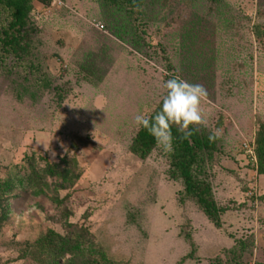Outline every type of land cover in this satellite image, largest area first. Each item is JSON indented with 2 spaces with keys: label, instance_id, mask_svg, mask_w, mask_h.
Wrapping results in <instances>:
<instances>
[{
  "label": "rangeland",
  "instance_id": "obj_1",
  "mask_svg": "<svg viewBox=\"0 0 264 264\" xmlns=\"http://www.w3.org/2000/svg\"><path fill=\"white\" fill-rule=\"evenodd\" d=\"M30 7V60L36 81L44 75L50 86L21 70L0 75V179L23 173L27 160L40 169L64 157L78 177L68 189L47 177L42 190L4 198L0 264H36L23 257L28 246L81 227L114 264H264V176L254 149L264 123V0ZM165 72L205 88L197 127L222 130L205 161L223 209L219 228L193 202H179L170 150L158 145L144 160L130 151L134 117L159 106Z\"/></svg>",
  "mask_w": 264,
  "mask_h": 264
},
{
  "label": "trees",
  "instance_id": "obj_2",
  "mask_svg": "<svg viewBox=\"0 0 264 264\" xmlns=\"http://www.w3.org/2000/svg\"><path fill=\"white\" fill-rule=\"evenodd\" d=\"M106 1L112 5L142 7V0ZM30 10V0H0V75L10 77L14 70L15 72L21 70L24 80L34 78L36 81V74L40 73L39 67L30 60V48L36 32L30 20ZM37 81L41 84L45 83L46 88L50 86L44 75L37 78ZM158 109L159 106L155 111ZM210 134V131L196 127L189 139H183V133L173 126L168 175L171 180L182 184L183 190L179 202H193L200 212L219 228L223 209L215 203L211 184L205 175V161L218 149V140L209 142ZM158 145L146 131L137 128L130 151L137 158L144 160ZM254 149L257 173L264 176V123L262 122L258 123ZM75 165L73 161L71 163L64 157L58 163L46 164L38 169L33 161L27 160V167L22 171L23 173L17 170L13 178L0 179V204L16 189L46 188L47 177L60 179L64 186L62 189L70 188L78 177ZM93 240L91 233L82 227L63 235L48 231L26 248L23 257H29L36 264H114Z\"/></svg>",
  "mask_w": 264,
  "mask_h": 264
},
{
  "label": "clouds",
  "instance_id": "obj_3",
  "mask_svg": "<svg viewBox=\"0 0 264 264\" xmlns=\"http://www.w3.org/2000/svg\"><path fill=\"white\" fill-rule=\"evenodd\" d=\"M168 78L163 81L164 95L159 109L150 116L138 113L134 125L146 131L165 150L172 147V127L189 139L197 126L205 124L201 111L202 102H207V92L200 84L189 83L179 75L165 72ZM222 130L217 128L209 136V142L218 140Z\"/></svg>",
  "mask_w": 264,
  "mask_h": 264
},
{
  "label": "built area",
  "instance_id": "obj_4",
  "mask_svg": "<svg viewBox=\"0 0 264 264\" xmlns=\"http://www.w3.org/2000/svg\"><path fill=\"white\" fill-rule=\"evenodd\" d=\"M96 28H97L98 30H103V26H101V25L96 26Z\"/></svg>",
  "mask_w": 264,
  "mask_h": 264
}]
</instances>
